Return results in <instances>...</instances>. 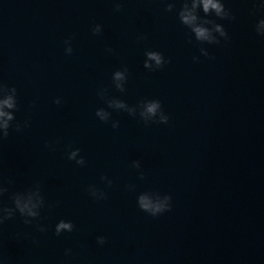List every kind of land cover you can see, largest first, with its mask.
<instances>
[{"label": "water", "instance_id": "95a60500", "mask_svg": "<svg viewBox=\"0 0 264 264\" xmlns=\"http://www.w3.org/2000/svg\"><path fill=\"white\" fill-rule=\"evenodd\" d=\"M184 3L0 0V97H16L0 129L4 264H264V7H201L227 33L209 42ZM36 192L25 217L16 197ZM143 194L172 207L153 215ZM61 220L73 229L57 234Z\"/></svg>", "mask_w": 264, "mask_h": 264}, {"label": "clouds", "instance_id": "9594fccd", "mask_svg": "<svg viewBox=\"0 0 264 264\" xmlns=\"http://www.w3.org/2000/svg\"><path fill=\"white\" fill-rule=\"evenodd\" d=\"M259 6L264 7V0H258ZM174 5L169 4L168 7L172 8ZM117 8L120 7L119 4L116 5ZM203 8L205 13H209L214 11L217 16L225 17L228 15L226 11L224 0H185L183 4L179 16L182 22L191 27L192 31L195 33V36L198 40L201 41H209V42H217L218 38L215 33H219L220 36L227 37V33L224 29V26L219 23H215L212 20L203 19L199 15V9ZM209 24H214V27H209ZM100 26L97 25V30H99ZM257 32L260 34H264V18H261L257 24L256 28ZM68 52L72 51L71 46L67 48ZM207 55L206 50H202ZM149 60L145 61V65L147 67H151V61L155 60L156 65L160 66L164 63V57L160 52L151 51L148 53ZM126 78L125 72L117 71L114 73V79L118 82L119 87H123L122 81ZM15 89L13 88L10 94L4 95L0 97V129L4 130V134L7 135V129L9 128V123L14 118V113L9 111L8 109H12L16 107V97H15ZM59 102V100H57ZM117 107H125L123 101H114ZM161 103L159 100H151L148 101L144 105V109L142 115L147 116H155L158 111H160ZM134 111V109L132 110ZM98 115L102 119H106L108 113H106L103 109L98 110ZM161 119L167 121L168 117L161 113ZM115 126V125H114ZM79 149H76L71 153V158H74ZM83 163V158L79 161ZM4 189H0L3 191ZM170 197L164 198H153L150 194H143L139 197V204L142 209L151 212L153 215H158L166 210H169L172 205L170 203ZM42 202V199L39 197L38 192L36 193H20L16 197V207L19 209L20 213L25 217H36L39 215V207ZM6 215H0V223H2L8 216L12 215V210L3 209L0 210ZM30 222V221H26ZM71 231L73 229V223L69 220H61L56 225V232L59 234L63 230ZM41 231H44V228L41 227ZM104 236H98L97 240L99 243L103 244L105 242ZM67 252H70L71 249H67ZM0 264H4V259L0 258Z\"/></svg>", "mask_w": 264, "mask_h": 264}]
</instances>
